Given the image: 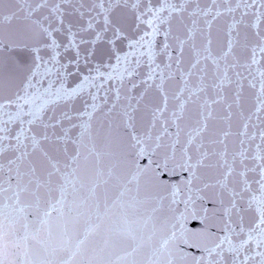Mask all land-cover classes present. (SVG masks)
<instances>
[{
  "label": "snow or ice",
  "instance_id": "obj_1",
  "mask_svg": "<svg viewBox=\"0 0 264 264\" xmlns=\"http://www.w3.org/2000/svg\"><path fill=\"white\" fill-rule=\"evenodd\" d=\"M0 264H264V0H0Z\"/></svg>",
  "mask_w": 264,
  "mask_h": 264
}]
</instances>
